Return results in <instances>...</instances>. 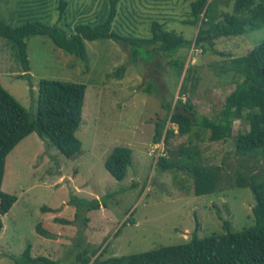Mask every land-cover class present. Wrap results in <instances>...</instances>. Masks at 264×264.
<instances>
[{
  "label": "rangeland",
  "instance_id": "374dc122",
  "mask_svg": "<svg viewBox=\"0 0 264 264\" xmlns=\"http://www.w3.org/2000/svg\"><path fill=\"white\" fill-rule=\"evenodd\" d=\"M59 1L0 0V19L12 25L36 19L69 32L75 23H95L106 14V0H64L67 4L62 10L57 8ZM120 1L113 29L122 36H149L151 21L158 20L190 41L195 38L199 24L183 22L190 0ZM232 6L233 0H215L216 20L232 11ZM263 38L264 27H257L241 35L218 37L213 48L205 41L206 49L181 46L168 58L133 62L128 47L113 39L86 40L87 57L81 60L47 35L32 34L26 38L28 80L17 76L22 67L11 45L0 36V84L32 115L37 111L40 78L86 83L76 130L82 142L79 153L66 157L46 136L31 132L6 156L1 189L17 199L2 216L0 264H14L11 256H18L27 244L33 255L44 254L68 264L81 248L101 245L97 255L106 243L103 258L184 242L196 219L201 237L225 231L224 220L232 230L252 225L253 194L249 187L235 185L234 178L237 170L263 176L264 151L257 159L244 160L230 139L211 141L205 136L199 142L202 156L222 166V179L218 191L195 195L186 171L160 169L159 156L172 155L164 141L155 143L153 136L155 123L166 114V102L178 96L186 68L191 71L183 98L190 97L198 114L214 117L235 86L231 73L222 72V65ZM179 56L185 58L180 75V68L170 63ZM120 66L124 68L118 72ZM168 126L175 131L170 138L172 149L188 141L187 135L177 133L176 124L167 121ZM247 129L240 120L233 122V134ZM116 145L132 150L130 165L120 180L104 166ZM83 198H97L98 207L78 205ZM44 205L58 210L43 212ZM57 217L69 222L57 221ZM39 221L52 237L36 232Z\"/></svg>",
  "mask_w": 264,
  "mask_h": 264
},
{
  "label": "trees",
  "instance_id": "16d2710c",
  "mask_svg": "<svg viewBox=\"0 0 264 264\" xmlns=\"http://www.w3.org/2000/svg\"><path fill=\"white\" fill-rule=\"evenodd\" d=\"M215 0H190L188 17L183 22L198 25L193 41L181 33L167 29L165 23L153 20L149 36H122L113 29L118 14L120 0H106V14L95 23L81 21L67 32L56 23L26 19L12 25L0 19V36L14 50L22 71L18 77L30 79V62L26 38L32 34H45L67 53L85 60L86 40L113 39L128 47L131 61L138 58L152 61L174 53L181 46L205 47V41L213 48L214 40L221 36L241 35L250 29L264 27V0H233L232 11H225L216 20L212 13ZM67 2L60 0L57 8L62 10ZM182 56V55H181ZM168 58V57H167ZM171 60V62H170ZM169 62L180 68L182 73L185 58H171ZM124 66L118 68L120 72ZM190 67L184 71L178 96L167 101L165 116L155 123L153 142L164 141L172 157L160 155V169H182L192 179L195 195L218 191L222 179V166L211 164L204 159L199 142L207 136L211 141H226L234 144L235 153L244 160L255 158L264 151V38L246 53L230 56L222 65L223 73H231L234 88L225 96L222 107L214 115L198 114L187 92L186 80L190 77ZM32 90V85L30 84ZM86 83L40 78L38 81L37 111L32 115L2 84H0V230L2 216L9 211L17 196L1 189L7 154L25 136L36 132L46 136L66 157L80 152L82 142L76 135L81 118ZM240 120L248 129L233 134V122ZM170 122L177 125V133L187 135L188 141L175 148L170 146V138L175 133ZM194 138V139H193ZM176 153L174 157L173 153ZM132 150L128 146L116 145L104 160V166L116 179H122L131 162ZM180 157V158H179ZM237 186L249 187L254 198L252 225L232 230L228 220H224L225 231L199 236V222L188 240L163 245L148 250L108 256L103 258L108 243L102 247L81 248L68 264H264V175L256 176L248 171L237 170L234 178ZM107 193L103 195L105 199ZM71 200H73L71 198ZM75 200V199H74ZM90 208L98 207V199H79ZM43 212L58 208L42 206ZM64 223L68 219L57 217ZM38 234L52 237V232L43 227L41 221L35 225ZM14 264H60V261L44 254L33 255L31 244H27L18 256H11Z\"/></svg>",
  "mask_w": 264,
  "mask_h": 264
}]
</instances>
